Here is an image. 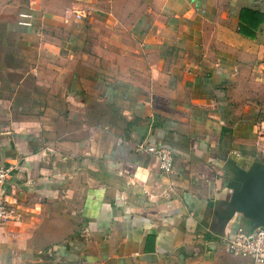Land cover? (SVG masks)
Returning a JSON list of instances; mask_svg holds the SVG:
<instances>
[{
    "label": "crops",
    "instance_id": "0c3cea01",
    "mask_svg": "<svg viewBox=\"0 0 264 264\" xmlns=\"http://www.w3.org/2000/svg\"><path fill=\"white\" fill-rule=\"evenodd\" d=\"M263 113L264 0H0V264H254L214 211Z\"/></svg>",
    "mask_w": 264,
    "mask_h": 264
},
{
    "label": "built area",
    "instance_id": "2783aa9c",
    "mask_svg": "<svg viewBox=\"0 0 264 264\" xmlns=\"http://www.w3.org/2000/svg\"><path fill=\"white\" fill-rule=\"evenodd\" d=\"M78 18H82L84 14L76 12ZM23 18L29 15L22 14ZM20 23L29 25V22L21 21ZM255 148L259 158L264 163V113L259 118L256 125ZM138 152L146 153L154 157L157 161L159 169L171 174L175 170V155L172 149L165 145H152L140 142L136 147ZM16 169L14 165L0 166V226H3L10 219H19L18 213L7 203L5 197V184L12 172ZM226 245L230 253L238 256L251 257L254 264H264V226L246 229L239 226L235 235L226 240Z\"/></svg>",
    "mask_w": 264,
    "mask_h": 264
},
{
    "label": "water",
    "instance_id": "95a60500",
    "mask_svg": "<svg viewBox=\"0 0 264 264\" xmlns=\"http://www.w3.org/2000/svg\"><path fill=\"white\" fill-rule=\"evenodd\" d=\"M225 168L229 173L225 186L230 195L214 214L223 224L239 214L253 227L264 226V163L257 158L245 168L229 158Z\"/></svg>",
    "mask_w": 264,
    "mask_h": 264
},
{
    "label": "rangeland",
    "instance_id": "374dc122",
    "mask_svg": "<svg viewBox=\"0 0 264 264\" xmlns=\"http://www.w3.org/2000/svg\"><path fill=\"white\" fill-rule=\"evenodd\" d=\"M88 17H89V15H88ZM88 17H87V18H88Z\"/></svg>",
    "mask_w": 264,
    "mask_h": 264
}]
</instances>
